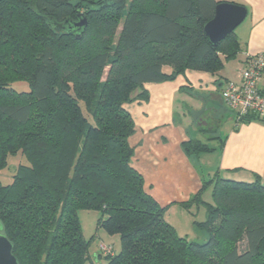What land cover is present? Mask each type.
<instances>
[{"label":"trees","instance_id":"trees-1","mask_svg":"<svg viewBox=\"0 0 264 264\" xmlns=\"http://www.w3.org/2000/svg\"><path fill=\"white\" fill-rule=\"evenodd\" d=\"M221 3L0 0V222L19 264H96L103 255L91 256L81 211L99 212L98 229L120 238L107 264H264L260 178L217 173L183 204L206 209L195 223L209 235L200 244L166 221L131 166L135 125L125 106L146 98L136 93L187 70L217 74L238 56L235 32L214 47L204 31ZM251 120L259 119L237 125Z\"/></svg>","mask_w":264,"mask_h":264},{"label":"crops","instance_id":"crops-1","mask_svg":"<svg viewBox=\"0 0 264 264\" xmlns=\"http://www.w3.org/2000/svg\"><path fill=\"white\" fill-rule=\"evenodd\" d=\"M217 1L248 10L235 31L241 46L238 56L217 74L187 70L174 81L145 84L136 96L144 91L146 98L125 106L135 125L129 139L134 150L131 166L143 176L146 193L166 209L165 219L175 229L170 218L178 215L194 224L193 230L203 232L195 223L206 220L205 207L188 210L183 204L199 194L215 174L247 183L258 177L264 184V121L237 125L222 100L230 83L240 84L247 55L264 56V0ZM259 87L264 93V74ZM192 141L209 151L189 155L183 145ZM203 200L211 201L210 191Z\"/></svg>","mask_w":264,"mask_h":264},{"label":"built area","instance_id":"built-area-1","mask_svg":"<svg viewBox=\"0 0 264 264\" xmlns=\"http://www.w3.org/2000/svg\"><path fill=\"white\" fill-rule=\"evenodd\" d=\"M264 74V56L247 55L240 84L230 83L222 92L224 104L234 113L236 123L248 116H255L264 121V93L259 87ZM103 256H114L112 245L101 243Z\"/></svg>","mask_w":264,"mask_h":264},{"label":"rangeland","instance_id":"rangeland-1","mask_svg":"<svg viewBox=\"0 0 264 264\" xmlns=\"http://www.w3.org/2000/svg\"><path fill=\"white\" fill-rule=\"evenodd\" d=\"M19 163V159H14L10 163L9 169L3 173L2 180L4 183H10L12 176L16 170V167ZM101 214L96 211H81L79 213V218L82 223L83 233L88 241L91 242L90 254L94 258L96 255L100 254V244L104 243L106 245H112L115 249V252L118 254L121 251V241L119 236H110L103 229H98V220L100 219ZM191 220L192 218L189 217ZM172 223L176 226V229L179 232L186 234L190 241H194L200 244H204L208 241L209 235L207 232L193 230V225H190L187 220H182L178 215L173 219L170 218ZM96 260V259H95ZM96 264H107V259L105 256H101L99 261H95Z\"/></svg>","mask_w":264,"mask_h":264},{"label":"water","instance_id":"water-1","mask_svg":"<svg viewBox=\"0 0 264 264\" xmlns=\"http://www.w3.org/2000/svg\"><path fill=\"white\" fill-rule=\"evenodd\" d=\"M248 10L238 4L221 3L216 7L214 18L205 25L204 31L212 46L217 47L245 21ZM86 21L80 23L85 26ZM0 264H19L13 254V244L3 234L0 222Z\"/></svg>","mask_w":264,"mask_h":264}]
</instances>
